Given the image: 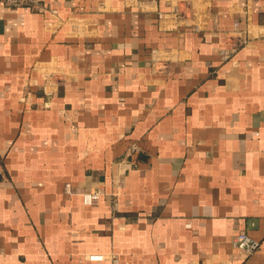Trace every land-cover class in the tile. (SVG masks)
Returning a JSON list of instances; mask_svg holds the SVG:
<instances>
[{
  "label": "crops",
  "instance_id": "0c3cea01",
  "mask_svg": "<svg viewBox=\"0 0 264 264\" xmlns=\"http://www.w3.org/2000/svg\"><path fill=\"white\" fill-rule=\"evenodd\" d=\"M0 264H264V0L0 4Z\"/></svg>",
  "mask_w": 264,
  "mask_h": 264
},
{
  "label": "built area",
  "instance_id": "2783aa9c",
  "mask_svg": "<svg viewBox=\"0 0 264 264\" xmlns=\"http://www.w3.org/2000/svg\"><path fill=\"white\" fill-rule=\"evenodd\" d=\"M34 3L35 0H0V4L10 8H20V7L32 5ZM51 13L55 15L56 11L52 10ZM158 16L160 20L163 18L162 14H159ZM226 58L227 55L225 53H222V59H226ZM129 150L130 152H133V151H137L138 148L135 145H132ZM82 201L84 205H88V206L94 205L99 201V194L96 192L84 193L82 195ZM231 245L233 248L242 250L247 256L254 254L260 247L259 241L253 239L245 232H240L237 235H235L231 239ZM88 259L90 261L103 262L106 260V257L102 254H91L88 256ZM112 262L116 263L117 259H112Z\"/></svg>",
  "mask_w": 264,
  "mask_h": 264
}]
</instances>
